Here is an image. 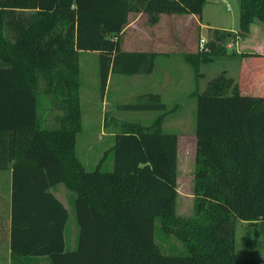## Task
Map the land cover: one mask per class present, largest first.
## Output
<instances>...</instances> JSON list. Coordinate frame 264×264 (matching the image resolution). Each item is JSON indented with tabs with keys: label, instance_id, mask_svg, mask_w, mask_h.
<instances>
[{
	"label": "trees",
	"instance_id": "1",
	"mask_svg": "<svg viewBox=\"0 0 264 264\" xmlns=\"http://www.w3.org/2000/svg\"><path fill=\"white\" fill-rule=\"evenodd\" d=\"M205 1L0 0V169H11L14 255H47L53 264H264L233 255L236 220L264 231V53L227 52L235 32L212 27L207 50L182 53L195 81L199 65L218 55L239 61L235 79L223 70L189 92L196 99L189 215L176 211L177 134L162 130L177 105L168 109L160 92L117 105L159 113L147 125L114 120L111 170H86L75 151L79 52L99 53L102 92L110 72L151 73L159 52L120 46L129 13L145 11L154 24L162 12L199 14ZM254 19L264 20V0H238L236 33L246 35ZM47 98L62 111L55 128L39 116ZM60 183L75 193L68 209L53 193ZM69 211L76 248L62 252ZM156 220L184 254L163 252ZM62 253L67 259L57 260Z\"/></svg>",
	"mask_w": 264,
	"mask_h": 264
},
{
	"label": "rangeland",
	"instance_id": "2",
	"mask_svg": "<svg viewBox=\"0 0 264 264\" xmlns=\"http://www.w3.org/2000/svg\"><path fill=\"white\" fill-rule=\"evenodd\" d=\"M196 16V13L162 12L157 22L149 24L145 11L130 12L128 21L119 35L120 46L123 49H154L159 52L154 69L148 74L128 75L110 72L103 92L99 53L82 50L78 56L82 128L76 135L75 151L78 158L85 161L86 170H93L97 166L101 170L112 169L113 153L108 150L114 144V133L117 130L114 120L134 121L147 125L159 113L119 110L117 105L133 103L139 93L146 91L160 92L162 101L168 109L177 105L176 111L165 117L162 130L177 134L176 211L181 216L189 215L192 208L196 99L189 96V92L195 84L199 91L202 90L206 81L223 71L224 67L228 68L227 75H235V79L239 67L238 59L232 58V54L218 55L211 61L199 65L200 75L195 81L193 70L183 59L182 53L196 51L200 38H204L205 44L211 36V26L224 25L237 29L238 0H207L203 5L200 20ZM130 26L133 27L132 30ZM235 41H238L237 45ZM225 46L228 52H235V48H239L241 52L256 50L264 53V20L254 19L251 29L245 36L239 38L234 35L233 38L227 39ZM42 101L43 109L39 112L42 126L58 127L56 117L62 111L50 105L48 98L45 103ZM55 191L66 206L69 197L75 195L63 185H58ZM70 213L73 217V213ZM262 229L257 221L236 220L233 255L237 258L264 259V231H260ZM155 241L166 254L181 255L186 252L180 240L161 230L159 220L155 223Z\"/></svg>",
	"mask_w": 264,
	"mask_h": 264
},
{
	"label": "crops",
	"instance_id": "3",
	"mask_svg": "<svg viewBox=\"0 0 264 264\" xmlns=\"http://www.w3.org/2000/svg\"><path fill=\"white\" fill-rule=\"evenodd\" d=\"M206 1L203 3V5L206 3ZM203 5H202V8H203ZM202 8H201L200 13L197 14V16H196L198 20H200V18H201ZM160 14H162V13H160ZM130 23H132L131 20H130ZM253 23H254V20L249 24L248 32L251 29V26L253 25ZM212 27H221V28L229 29V30L235 32L236 36H239L236 33L237 29H232L231 27H227L224 25H220V26L215 25V26H211L210 28H212ZM132 28L133 27H131L130 29L132 30ZM240 37L241 36H239V38ZM235 44L237 45L238 41H235ZM128 50H137V49H128ZM152 50H154V49H152ZM235 51H240V50H239V48H237V49L235 48ZM259 52H261V51H259ZM232 58L238 59V56L232 55ZM223 70L227 74L228 68L224 67ZM230 76L234 78L235 75L230 74ZM177 158H178V155H177ZM80 161L82 162V164L85 168V161H82L81 159H80ZM177 169H178V165H177ZM57 185H63L64 186V184H62V183L57 184ZM53 193L57 197V199H59L62 202L64 207L68 209L69 205L66 206V204L56 194L55 190L53 191ZM11 194H12L11 169L10 168L0 169V264H53L52 259L47 255L20 256L19 254L14 255V253L12 252V248H11V231H12V199H11ZM70 212L71 211H69L68 222H67L65 230L63 232L65 246L63 247L62 252L72 251L76 248L77 227L75 225L74 216L72 217ZM65 259H67V256L63 255V253L60 255V257L57 258V260H59V261H65Z\"/></svg>",
	"mask_w": 264,
	"mask_h": 264
},
{
	"label": "built area",
	"instance_id": "4",
	"mask_svg": "<svg viewBox=\"0 0 264 264\" xmlns=\"http://www.w3.org/2000/svg\"><path fill=\"white\" fill-rule=\"evenodd\" d=\"M197 49H199V50H207L208 49L206 44H204V38H200L199 46Z\"/></svg>",
	"mask_w": 264,
	"mask_h": 264
}]
</instances>
